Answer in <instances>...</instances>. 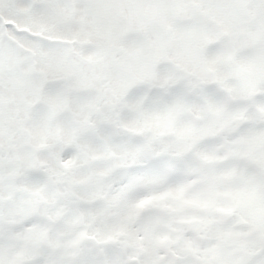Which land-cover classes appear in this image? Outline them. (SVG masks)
<instances>
[{"label":"snow or ice","instance_id":"obj_1","mask_svg":"<svg viewBox=\"0 0 264 264\" xmlns=\"http://www.w3.org/2000/svg\"><path fill=\"white\" fill-rule=\"evenodd\" d=\"M0 264H264V0H0Z\"/></svg>","mask_w":264,"mask_h":264}]
</instances>
